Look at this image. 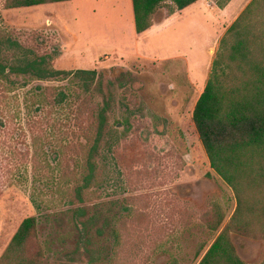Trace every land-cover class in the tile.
I'll return each instance as SVG.
<instances>
[{
    "label": "rangeland",
    "instance_id": "obj_1",
    "mask_svg": "<svg viewBox=\"0 0 264 264\" xmlns=\"http://www.w3.org/2000/svg\"><path fill=\"white\" fill-rule=\"evenodd\" d=\"M3 3L0 0L4 70L33 64L36 69L68 72L83 70L74 67L93 69L91 57L74 58L69 53L64 58V45L72 40L58 33L44 7L5 10ZM167 11H159L156 21L167 17ZM210 17L187 11L151 35L146 41L156 59L115 62L114 55L107 61L98 59L95 84L79 79L34 82L27 74L10 77L20 86L28 84L0 97L2 256L21 223L37 217L44 264H172L176 259L196 263L198 246L212 239L202 216L214 202L227 206L230 197L211 169L192 117L219 50H208L213 37L202 30ZM104 54L111 52L105 49L96 57ZM51 85L80 87L84 97L90 90L97 112L94 131L105 120L93 160L96 172L87 184L86 165L70 186L58 183L52 147L55 126L63 130L64 112L52 113L54 128L49 126L47 111L34 104L33 93L37 86ZM27 153L29 157H24ZM78 208L84 210L83 219L75 217ZM123 218L129 228L120 251L114 248V229Z\"/></svg>",
    "mask_w": 264,
    "mask_h": 264
},
{
    "label": "trees",
    "instance_id": "obj_2",
    "mask_svg": "<svg viewBox=\"0 0 264 264\" xmlns=\"http://www.w3.org/2000/svg\"><path fill=\"white\" fill-rule=\"evenodd\" d=\"M67 1L70 0H4L3 9L32 8ZM199 1L133 0L136 31L142 34L150 30L156 15L163 9H168V15L172 16L176 11H183ZM230 1L218 0L219 8L223 9ZM42 64L43 60H40ZM26 74L34 82L79 79L90 85L95 84L99 73L96 70L68 72L36 69V64L10 70L0 66V97H8L13 91L25 88L27 82L20 86L10 77ZM207 82L195 106L193 122L211 169L234 192L237 208L226 226V214L218 204H213L202 216L205 227L214 235H219L210 247L207 242L198 246L196 264H246L238 255L231 234L256 238L263 230L258 228L260 225L256 221L264 215V0H253L229 28L220 43ZM79 88L75 90L51 85L46 88L37 86L33 91L37 96H34V104L47 111L49 126L54 128L50 124L52 113L59 116L64 114L63 130L57 126L54 128L58 133H55L52 151L57 164L58 183L69 186L77 181L78 171L84 165L87 169L85 184L93 178L96 172L93 160L106 126L102 119L97 131H94L97 112L91 104L90 90H86L84 97ZM116 154L122 164L121 156L118 152ZM24 157H29V153ZM80 191L78 188L75 192L80 195ZM84 215L83 208L75 210L78 219H83ZM134 216V219L139 218L136 211ZM123 219L114 229L115 250L124 245L123 234L129 228L128 219ZM38 226L37 217L25 219L0 259V264H44L46 251L40 241ZM172 264L181 263L176 259Z\"/></svg>",
    "mask_w": 264,
    "mask_h": 264
},
{
    "label": "crops",
    "instance_id": "obj_3",
    "mask_svg": "<svg viewBox=\"0 0 264 264\" xmlns=\"http://www.w3.org/2000/svg\"><path fill=\"white\" fill-rule=\"evenodd\" d=\"M252 2L253 0H231L226 7L221 9L218 6V0H200L192 7L176 11L172 16L168 15L161 22L155 19L154 26L142 34L136 31L133 0H70L40 5V7H44L42 11L46 16H51V22L57 26L58 33H61L63 38L72 40L70 44L66 43L68 45H64V42L65 47L61 48L64 58L69 53L74 58L77 56L81 59L91 57L92 68L95 69L98 59L107 61L112 55H114L115 62L154 59L152 44L146 40L154 33L162 32L171 22L180 20L187 11L212 16L204 23L202 30L207 31L206 34L210 33L208 36L211 38L213 37L208 50L215 51L213 48L220 47L229 28ZM105 49L111 52L110 56L104 54L101 59L99 56L96 57V52H103ZM74 69L85 70L83 67H74ZM93 69L90 68L87 71H94ZM228 190L230 197L227 199V206L214 202L224 209L226 214L224 226L230 222L237 208L234 192L229 187ZM211 206L208 208L211 209ZM256 222L258 226L260 225L257 226L258 228H263L256 238L231 234L238 255L246 264H264V215H261ZM208 231L212 235V239L207 242L210 247L219 234L214 235L210 230ZM1 258L2 253H0Z\"/></svg>",
    "mask_w": 264,
    "mask_h": 264
}]
</instances>
